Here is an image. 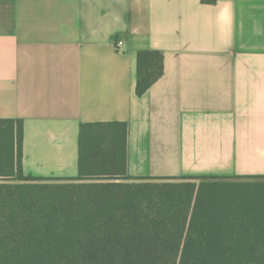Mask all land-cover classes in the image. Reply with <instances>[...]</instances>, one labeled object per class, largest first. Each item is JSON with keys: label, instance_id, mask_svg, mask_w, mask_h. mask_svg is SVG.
<instances>
[{"label": "crops", "instance_id": "crops-1", "mask_svg": "<svg viewBox=\"0 0 264 264\" xmlns=\"http://www.w3.org/2000/svg\"><path fill=\"white\" fill-rule=\"evenodd\" d=\"M141 51L164 74L139 96ZM0 120L44 182L77 179L81 126L112 122L133 181H264V0H0Z\"/></svg>", "mask_w": 264, "mask_h": 264}, {"label": "trees", "instance_id": "trees-1", "mask_svg": "<svg viewBox=\"0 0 264 264\" xmlns=\"http://www.w3.org/2000/svg\"><path fill=\"white\" fill-rule=\"evenodd\" d=\"M137 61L142 96L164 55ZM23 138L0 120V264H264V181H133L112 122L81 126L77 179L44 182L24 175Z\"/></svg>", "mask_w": 264, "mask_h": 264}, {"label": "built area", "instance_id": "built-area-1", "mask_svg": "<svg viewBox=\"0 0 264 264\" xmlns=\"http://www.w3.org/2000/svg\"><path fill=\"white\" fill-rule=\"evenodd\" d=\"M123 46V41H118L117 43H116V47L118 48V49H120L121 47Z\"/></svg>", "mask_w": 264, "mask_h": 264}, {"label": "rangeland", "instance_id": "rangeland-1", "mask_svg": "<svg viewBox=\"0 0 264 264\" xmlns=\"http://www.w3.org/2000/svg\"><path fill=\"white\" fill-rule=\"evenodd\" d=\"M16 126H17V124H16ZM252 182H254V181H252Z\"/></svg>", "mask_w": 264, "mask_h": 264}]
</instances>
